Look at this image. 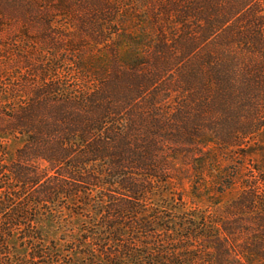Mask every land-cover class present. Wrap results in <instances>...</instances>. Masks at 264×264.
<instances>
[{
	"label": "trees",
	"instance_id": "obj_1",
	"mask_svg": "<svg viewBox=\"0 0 264 264\" xmlns=\"http://www.w3.org/2000/svg\"><path fill=\"white\" fill-rule=\"evenodd\" d=\"M26 1L77 20L67 32L96 56L75 59L55 18L27 16L23 36L41 26L48 49L73 60L65 70L58 57L42 68L28 59L12 76L0 64V264H68L55 230L65 211L93 226L75 246L81 264H264V161L221 211L147 205L191 159L239 150L264 130V1L164 0L153 40L104 0Z\"/></svg>",
	"mask_w": 264,
	"mask_h": 264
},
{
	"label": "rangeland",
	"instance_id": "obj_2",
	"mask_svg": "<svg viewBox=\"0 0 264 264\" xmlns=\"http://www.w3.org/2000/svg\"><path fill=\"white\" fill-rule=\"evenodd\" d=\"M104 1L109 8L116 12L114 16L118 14V16H124L125 20H129L128 22L131 24L129 26L130 30H135L138 34L145 32L147 40L156 39V31H154L156 28V16H163L161 12L164 11V8H162L164 0ZM16 8V12H12L10 9L7 11L4 6L0 8V20H2L3 24L0 29V64L3 67L2 71L4 75L12 76V74L23 73L24 68H21L22 64L28 59H31L33 66L41 64L39 68H42L45 65L50 66L54 62L53 58L58 57L57 63L59 67L65 70L68 63L63 62L73 60L71 56L61 54L58 50L48 49L45 42L40 39L41 26L35 25L32 29H29L31 30L30 33L23 36V32L26 31L25 29L30 28L26 27L27 16H52V18H55L56 25L60 28L61 34L69 38V42H72L79 50L71 55L75 59L83 60L86 65L94 62L96 52L91 42L88 39H84L80 32H67V30H71L72 28H79L77 20H68L61 13L52 12V6H45V4L36 6V4H32L26 0ZM77 10L79 11L78 16L85 15L83 8H77ZM55 16L63 17L56 18ZM31 18L29 17V19ZM138 26L140 27L138 28ZM170 33L174 36L175 40L181 38V35L176 38L177 34H179L176 31H170ZM177 100L179 101L178 97L175 98V102H178ZM262 126L264 129V122ZM244 142L245 147H240L239 150L237 148L232 149L230 152H226V154L217 151L207 153L209 149H198L197 152L207 153L208 158L214 156L213 160L210 161L208 159L209 162L206 157L191 159L187 163L188 165L185 164L184 168L186 172L184 178L180 182H174L169 187H163L154 191V194L147 202L148 207H162L161 210H166L167 208V211L171 209L175 213L195 211L197 215L223 210L240 194V182H251L250 180L253 182V180L263 176L259 170L262 169L264 161V130L252 139L251 142L250 140ZM255 143L258 144L253 147L252 144ZM248 144L250 149H247ZM14 148L15 146L9 143V151L13 152ZM209 148L211 149L212 145H209ZM249 153L250 156L247 155ZM245 155L247 157H243ZM196 161L199 163L198 167L193 165ZM202 161H207L203 167ZM78 212L81 213L82 211ZM55 222H57L55 225L57 226L55 229L58 236L57 243L62 251L60 257L70 261L68 264H81V261L76 258L80 255H78L75 246H79L80 242L84 243L83 238L80 236L81 234H88L87 232L93 228L92 224L84 215L75 216L68 211L63 212L62 218ZM78 240L81 241L79 242ZM69 241L76 243L73 246L71 243H68ZM190 245L193 248L192 252L196 251V256L202 258V254L205 251L204 244L196 241V243L192 242ZM71 248H74L77 253H74ZM197 264H202V262Z\"/></svg>",
	"mask_w": 264,
	"mask_h": 264
}]
</instances>
